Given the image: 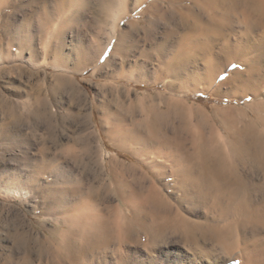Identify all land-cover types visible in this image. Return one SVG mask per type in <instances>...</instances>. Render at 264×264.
I'll use <instances>...</instances> for the list:
<instances>
[{"label":"rangeland","instance_id":"374dc122","mask_svg":"<svg viewBox=\"0 0 264 264\" xmlns=\"http://www.w3.org/2000/svg\"><path fill=\"white\" fill-rule=\"evenodd\" d=\"M141 9L114 28L104 0H0V264H176L193 250L179 233L150 238L128 223V202L149 193L176 203L171 179L153 171L171 173L167 143L178 136L190 146L234 118L242 127L254 99L235 82L173 85L163 65L176 38L165 39L198 19L242 33L250 10L242 0H149ZM219 252L228 260L235 251Z\"/></svg>","mask_w":264,"mask_h":264},{"label":"bare ground","instance_id":"6f19581e","mask_svg":"<svg viewBox=\"0 0 264 264\" xmlns=\"http://www.w3.org/2000/svg\"><path fill=\"white\" fill-rule=\"evenodd\" d=\"M148 1L104 0L106 19L111 20L112 27L120 28L126 18L138 14ZM242 1L250 10L242 22L245 28L242 33H224V23L215 18L207 22L198 19L190 23L184 35L178 28L180 33L170 31L165 39L176 38L169 41L171 58L169 64L163 65L170 67L173 85L200 84L206 91H212L214 86L221 90L225 83L235 82L245 91L244 100L254 99L242 113V127L234 118L230 129L215 136L201 135L200 142L193 138L190 146L178 136L167 143L174 149L167 155L171 173L168 176L167 170L159 167L153 171L160 178L166 173L174 181L166 182V188L170 192L176 190V203L168 198H151L149 193L142 203L128 202L126 221L138 225L147 236L175 232L186 245L193 246V250L187 249L190 254H181V261L176 260V264L240 261L241 264H264V0ZM152 9L156 13L161 11L157 4ZM213 39H222L223 46L217 47ZM232 67V76L221 80ZM173 85L169 88L174 89ZM157 140L160 142L162 138ZM155 188L151 184L150 193L157 192ZM16 193L24 196L22 192ZM149 217L153 222H148ZM157 236L153 239L155 242L159 240ZM203 243L212 244L211 255L208 253L211 257L200 249H204ZM220 250L235 252L227 260Z\"/></svg>","mask_w":264,"mask_h":264}]
</instances>
